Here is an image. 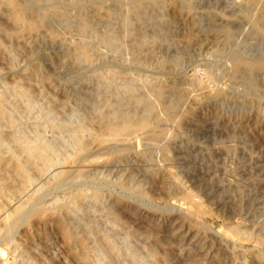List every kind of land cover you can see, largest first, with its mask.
<instances>
[{
    "label": "rangeland",
    "instance_id": "1",
    "mask_svg": "<svg viewBox=\"0 0 264 264\" xmlns=\"http://www.w3.org/2000/svg\"><path fill=\"white\" fill-rule=\"evenodd\" d=\"M0 264H264V0H0Z\"/></svg>",
    "mask_w": 264,
    "mask_h": 264
},
{
    "label": "bare ground",
    "instance_id": "2",
    "mask_svg": "<svg viewBox=\"0 0 264 264\" xmlns=\"http://www.w3.org/2000/svg\"><path fill=\"white\" fill-rule=\"evenodd\" d=\"M9 3V2H8ZM12 3L13 2H11L10 4L12 5ZM16 4V3H15ZM19 7V6H18ZM28 19V18H27ZM34 28V27H33ZM36 28V27H35ZM124 126V125H123ZM134 126V125H133ZM114 128V127H113ZM117 128V127H116ZM120 128V127H119ZM118 128V129H119ZM127 128H128V125L127 126H125L124 128H122V129H120V130H112V132H110V134H111V138L110 139H112V140H118V138H120L123 134H122V132H124L125 130H127ZM130 128H132V127H130ZM111 129H112V127H111ZM102 133V132H101ZM96 135V134H95ZM97 135H98V133H97ZM99 136V135H98ZM105 136V135H104ZM105 139H106V137H105ZM100 142V141H99ZM109 143V142H108ZM44 155V154H43ZM49 160V159H48ZM21 169H20V171L22 172V173H25V168L24 167H20Z\"/></svg>",
    "mask_w": 264,
    "mask_h": 264
}]
</instances>
